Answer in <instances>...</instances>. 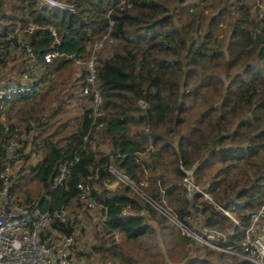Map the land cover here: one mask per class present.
<instances>
[{
  "label": "trees",
  "instance_id": "16d2710c",
  "mask_svg": "<svg viewBox=\"0 0 264 264\" xmlns=\"http://www.w3.org/2000/svg\"><path fill=\"white\" fill-rule=\"evenodd\" d=\"M54 1L65 6L0 0V88L27 82L22 41L43 72L0 101V116L15 107L11 128L22 127L10 185L18 202L51 212L84 207L79 184H87L106 220L98 218L91 249L77 242L80 264H102L98 254L109 264H250L202 246L126 183L107 180L116 179L114 164L182 219L203 205L213 230L235 225L220 206L249 222L264 200V0H126V8L121 0ZM106 34L114 41L97 51L93 87L88 66L76 61L89 60ZM6 133L0 121V172ZM185 169L214 203L199 190L188 195ZM72 214L51 219L47 234L80 227ZM245 234L235 225L227 244Z\"/></svg>",
  "mask_w": 264,
  "mask_h": 264
},
{
  "label": "built area",
  "instance_id": "2783aa9c",
  "mask_svg": "<svg viewBox=\"0 0 264 264\" xmlns=\"http://www.w3.org/2000/svg\"><path fill=\"white\" fill-rule=\"evenodd\" d=\"M53 4L64 7V3H59L54 0H49ZM258 2V0H257ZM121 8L130 7L131 3L126 0H121L118 3ZM262 12L260 16L264 15V4H261ZM114 20H111V25ZM56 34V32L54 31ZM114 38L106 34L102 39L97 41L93 48V54L87 61L77 60V63H85L88 66L90 76L89 80L95 83L96 72L95 63L97 58V51L103 48L108 42H113ZM59 42V40H57ZM20 47H25V61L22 64V80L27 81L21 87L10 85L8 87L0 88V101L10 98L14 93L20 89H26L34 85L35 78L39 76L42 71L39 70L38 55L31 47H26L22 41ZM2 51V50H0ZM18 51V50H15ZM57 50L49 52L45 55L47 62L57 56ZM40 71V72H39ZM56 76V73H53ZM28 85V87H26ZM88 91V88L85 89ZM95 114L100 115V105L102 102L101 95L97 92L94 94ZM2 103L0 104V106ZM6 137L4 145L7 151V162L4 169L0 172V264H75L71 254L76 248L77 238L80 234V229L77 227L70 233H61L58 237H50L47 234L49 221L53 218H58L63 222L69 220L70 209L63 207L55 212L44 211L40 207H30L19 203L10 189L12 167L21 156L20 150V132L19 127L11 128V125L2 122ZM87 138V137H86ZM113 158L115 156L111 154ZM68 163L61 166L60 174L58 175L55 185L62 184L69 172ZM108 168L116 177L117 183L124 182L135 191H143L133 179L126 173L110 164ZM187 176L184 180V185L188 190V195L191 197L193 191L199 190L207 200L215 202L212 196L203 188H201L195 181L194 169H185ZM142 184H147L143 181ZM82 190V199L86 201L87 207L93 209L99 206L97 202L91 197V190L87 184H79ZM143 197L151 203L160 214L169 219L173 224L183 230L185 234L190 235L196 239L202 246H210L214 249L236 255L250 264H264V200L260 206L250 213L248 223L242 222L232 209H227L224 206L220 208L234 221V224L240 228H245V237L234 244H227L229 234L233 233L234 226L228 228L227 231L213 230L203 224V205H199L195 214H190L184 219L180 218L176 212L163 203L150 197L144 191ZM142 212H144L142 210ZM106 220L103 216L102 221ZM118 237L119 235L116 234Z\"/></svg>",
  "mask_w": 264,
  "mask_h": 264
},
{
  "label": "rangeland",
  "instance_id": "374dc122",
  "mask_svg": "<svg viewBox=\"0 0 264 264\" xmlns=\"http://www.w3.org/2000/svg\"><path fill=\"white\" fill-rule=\"evenodd\" d=\"M255 10H257V9H255ZM12 57H13L12 54L10 56H8L9 60H12ZM12 65H14L13 61L8 63L9 67H11ZM78 65H81V63H78ZM14 117H15V107H13V108L9 109L8 111H5L4 113H2L0 116V121L4 122L5 124L9 123L10 125H12L14 123ZM9 124H7V125H9ZM17 127L22 128L19 125H17ZM13 173H14V171L12 170V174ZM108 182H109L108 186H111L110 181H108ZM117 184H118L117 180L115 179L114 182L112 183V185L116 186ZM137 193L140 195V197L145 196L143 191L142 192L139 191ZM81 200L85 202L84 207L80 206L79 204L76 203V206L73 205V208L70 207V209H71V212L73 213L72 214L73 216L74 215L80 216V219H81V224L79 227L81 232L77 238V241L80 240V242L83 243V245H86L85 246L86 249L89 250V249H91V245L93 244V242H95L94 227H95V224L98 223V218L101 217L100 216V210H99L100 207L96 206L95 208L91 209V208L87 207L86 201L84 199L81 198ZM153 222H155V221H153ZM155 224H156V222H155ZM228 228H232V227H228ZM119 238H120V236H118V239ZM74 253L75 252L72 253V258L74 260V263L75 264L83 263L84 261H82L81 259H78L79 261H77V255L75 256ZM97 258H98L99 262L102 264H109V262H110V261H107L106 259H102L101 254H98Z\"/></svg>",
  "mask_w": 264,
  "mask_h": 264
},
{
  "label": "crops",
  "instance_id": "0c3cea01",
  "mask_svg": "<svg viewBox=\"0 0 264 264\" xmlns=\"http://www.w3.org/2000/svg\"><path fill=\"white\" fill-rule=\"evenodd\" d=\"M7 111H8V110H7ZM108 181H110V185H111V186H114V187H115V185H112V183L114 182V179H113V180H111V179H108V180H107V183H108V185H109V182H108Z\"/></svg>",
  "mask_w": 264,
  "mask_h": 264
},
{
  "label": "clouds",
  "instance_id": "9594fccd",
  "mask_svg": "<svg viewBox=\"0 0 264 264\" xmlns=\"http://www.w3.org/2000/svg\"><path fill=\"white\" fill-rule=\"evenodd\" d=\"M49 1V0H48Z\"/></svg>",
  "mask_w": 264,
  "mask_h": 264
}]
</instances>
